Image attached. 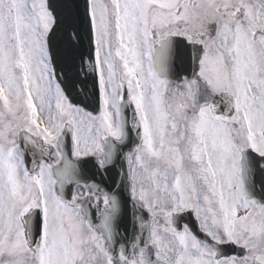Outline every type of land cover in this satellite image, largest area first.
<instances>
[{
  "label": "snow or ice",
  "instance_id": "1",
  "mask_svg": "<svg viewBox=\"0 0 264 264\" xmlns=\"http://www.w3.org/2000/svg\"><path fill=\"white\" fill-rule=\"evenodd\" d=\"M0 264H264V0H0Z\"/></svg>",
  "mask_w": 264,
  "mask_h": 264
}]
</instances>
